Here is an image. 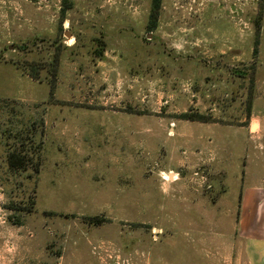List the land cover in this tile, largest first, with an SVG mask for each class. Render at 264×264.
Instances as JSON below:
<instances>
[{
  "label": "rangeland",
  "instance_id": "374dc122",
  "mask_svg": "<svg viewBox=\"0 0 264 264\" xmlns=\"http://www.w3.org/2000/svg\"><path fill=\"white\" fill-rule=\"evenodd\" d=\"M66 2L0 0V264L264 263V0Z\"/></svg>",
  "mask_w": 264,
  "mask_h": 264
},
{
  "label": "trees",
  "instance_id": "16d2710c",
  "mask_svg": "<svg viewBox=\"0 0 264 264\" xmlns=\"http://www.w3.org/2000/svg\"><path fill=\"white\" fill-rule=\"evenodd\" d=\"M67 0H64V6H66V8L70 7V4H68L66 2ZM160 7H161V0H152V6H151V12H150V19H149V24H148V28L149 29H154L156 24H157V20H158V15H159V11H160ZM104 51H105V46L103 44V46L100 48V51H98L97 55L103 57L104 56ZM60 62V53H55V55L53 56V64H54V72H53V76L54 79H56L57 76V66ZM30 75L34 78V79H38V73L37 72H32L30 73ZM55 84H52V87L54 89ZM179 117L181 119H185V120H192V121H200V122H209L208 117H205L204 115H201L199 113H182L179 115ZM24 143L20 146V147H15L10 149V151L7 154V162L9 165L10 170L16 171V170H25L28 168V166L33 162V158L29 157L28 153H26L27 151L24 149ZM42 158H39V160L34 164V170L38 173H40L41 168H42ZM33 204L34 202H31V204L24 206V207H14L15 210H20V211H25V212H31L33 210Z\"/></svg>",
  "mask_w": 264,
  "mask_h": 264
},
{
  "label": "crops",
  "instance_id": "0c3cea01",
  "mask_svg": "<svg viewBox=\"0 0 264 264\" xmlns=\"http://www.w3.org/2000/svg\"><path fill=\"white\" fill-rule=\"evenodd\" d=\"M255 199H257V198H255ZM254 199H250V195H249V197L247 198V200H246V203L244 204V212H243V215H244V218H243V220H244V223L246 222V220H247V222L250 224V227H251V221H254L255 219H257L256 217H255V214H256V211H254L255 210V204H254V201H253ZM256 201V200H255ZM246 218V219H245ZM257 226V225H256ZM250 237H255V238H257V239H261L258 235H256V236H250ZM252 243V242H251ZM258 243V242H257ZM258 244H264V243H261L260 241H259V243ZM251 254H254V257L256 258V256L258 257L257 259H262L263 257V255H264V248H256V249H254L253 251L251 250ZM250 257V256H249ZM260 261V260H259ZM263 262V261H262ZM262 264H264V263H262Z\"/></svg>",
  "mask_w": 264,
  "mask_h": 264
},
{
  "label": "water",
  "instance_id": "95a60500",
  "mask_svg": "<svg viewBox=\"0 0 264 264\" xmlns=\"http://www.w3.org/2000/svg\"><path fill=\"white\" fill-rule=\"evenodd\" d=\"M69 37H71V35L69 34Z\"/></svg>",
  "mask_w": 264,
  "mask_h": 264
}]
</instances>
